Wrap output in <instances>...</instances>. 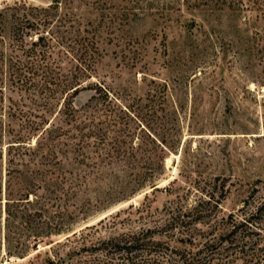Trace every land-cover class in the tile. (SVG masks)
Listing matches in <instances>:
<instances>
[{"label": "rangeland", "instance_id": "rangeland-1", "mask_svg": "<svg viewBox=\"0 0 264 264\" xmlns=\"http://www.w3.org/2000/svg\"><path fill=\"white\" fill-rule=\"evenodd\" d=\"M17 1L0 0V10ZM25 1L41 6L53 3ZM59 1L62 17L75 14L80 28L95 37L94 70L84 84L102 83L113 99L97 108L93 102L89 112L99 115L96 122L110 116L135 132V138L143 140L151 154H160V148L152 144L148 131L158 139L170 138L179 144L176 152H167L165 174L155 187L148 185L126 198L131 190H124L125 183L133 179L110 162L103 164L95 177L90 175L85 185L74 187L73 197L72 187L63 180L57 181L54 194L39 185V176L48 169L42 162H51V152L47 154L45 146L51 141L40 137V132L35 134L31 142L37 156L32 166L22 168L26 177L12 185L9 196L6 163H0V264H50L56 243L117 213L121 214L115 219L116 225L102 229L99 236L137 232L195 208L193 214L204 218L195 230L203 236V243L227 234L222 217L239 219L264 204V0ZM66 68L67 61L62 72ZM0 86L5 87L7 95L22 101L23 110L29 109L27 93L7 90L6 66L2 63ZM92 94L81 91L73 102L80 108L89 103ZM65 96L58 93L42 112L47 111L51 127L62 128L56 134L59 143L73 144L78 142L80 132L74 123H65L60 111ZM19 124L22 121L15 120L16 130ZM140 127H146L145 132L140 133ZM39 137L42 145H37ZM7 146L6 140L4 153ZM41 153L46 158H41ZM36 170L40 172L35 174ZM32 182L40 187L33 191L38 199L31 195L33 201L18 208L25 214L34 211L33 221L22 219L14 227L15 220L10 221L12 231L14 228L18 233L12 234L17 241L11 240L10 248L19 243L26 256L7 255L6 202L26 194L25 188ZM138 207L144 208L140 214L136 212ZM169 208L174 210L169 212ZM255 221L258 234L249 235L250 230L242 228L243 233L234 241L236 246L230 250H241L247 240L242 255L209 250L202 255L203 261L209 262L204 264H264V210ZM218 224L219 229L211 233ZM56 226L62 231L58 233ZM179 235L156 231L153 238L172 248L193 247L182 242ZM35 237L40 240L35 242Z\"/></svg>", "mask_w": 264, "mask_h": 264}, {"label": "trees", "instance_id": "trees-1", "mask_svg": "<svg viewBox=\"0 0 264 264\" xmlns=\"http://www.w3.org/2000/svg\"><path fill=\"white\" fill-rule=\"evenodd\" d=\"M59 5V0H53V3L47 6L20 0L13 5L7 4L0 10V63L6 66V88L8 91L19 94L27 93V98L30 99V107L25 111L21 108V106L25 107L22 101L7 95L5 87L0 86V163L3 161L6 163L7 195L11 193L12 185L26 177L22 168L25 165L32 166L34 157L37 156V149L32 146L31 140L39 132L40 137L43 135V139L46 138L47 142L51 141L45 143L48 149L47 154L51 152V162H42L41 165L44 164L43 166H47L48 169L43 170L44 173L37 181L51 194L56 193L58 182L63 180L72 187V196H76L73 192L74 187L79 184L85 185L90 175L95 177L103 164L110 162L113 165L117 164L118 168H123L122 172L126 177L133 179L125 183L128 185L124 187V190H131L125 195L126 198L132 197L148 185L155 187V182L165 174L164 162L167 152H176L179 141L170 138L158 139L147 130L152 144L160 148V154H151L145 142L135 138V132L122 126L115 119H111L110 116L108 120L96 122L99 115L89 112L93 102H96L97 108L109 100L112 102L113 99L102 83L84 84L85 80L91 79L94 70L97 51L95 37L88 30L80 28L81 25L75 14L68 13L62 17ZM3 42H6L5 45ZM65 61L68 68L62 72ZM84 90L91 91L93 94L88 104L78 108L73 99ZM58 93L66 95L63 109L60 110L66 119L65 123H74L73 125H76V129L80 132L78 142L73 144L59 143L56 134L62 128L57 125L51 127L52 123L46 116L47 111L42 112L47 109L51 99ZM15 120L22 121V124L18 125L20 126L18 130L13 126ZM86 129L90 132L87 133ZM139 129L142 133L145 132L143 129L146 127ZM6 140L8 146L4 153L2 146ZM41 140H37L39 141L37 145L41 144ZM41 158H46V154L41 153ZM61 158L65 159L61 160ZM1 170L0 164V202H2L3 186ZM39 172L40 170H36L35 174ZM33 173L31 170V175ZM49 179L51 183L47 182ZM29 185L25 188L26 194H20V198L8 199L6 202L7 255L15 254L22 256L21 258L26 255L23 248H19V243L18 246L10 248L11 240L16 239L12 237V234L15 236L18 234L14 228L12 231L10 221L15 220L13 227L22 219L33 221L34 211L29 210V214H25L18 208L26 201L31 203L33 201L31 195L38 199L33 191L39 190V185L36 182ZM143 210V207L136 208L139 214ZM173 210V208L168 209L169 212ZM195 210L194 208L192 211L168 217L162 224L141 228L137 232L103 238L99 236L101 230L115 226L117 223L115 219L120 217L121 213L112 214L95 225L74 231L71 235L68 234L70 236L64 241L56 243V246L51 249L49 263L204 264L209 262L203 261L202 255L209 250H212V253L228 250L227 255L235 254L238 257L242 255L247 240L243 243L241 250L231 252V248L236 246L234 241L238 234L243 233L242 228L250 230L249 235L258 234L255 218L262 214L264 204L256 205L239 219L233 216L228 219L222 217L223 230L228 229L227 234L216 235L203 243L200 242L203 236L196 234L195 230L204 218L199 216L201 214L195 216L197 215L193 214ZM56 227L58 233L62 231L61 228ZM217 229L219 224L214 225L211 233ZM156 231L178 233L182 242H189L193 247L172 248L169 244L153 238ZM39 240V237L34 239L35 242ZM62 250L65 251L64 254L61 253Z\"/></svg>", "mask_w": 264, "mask_h": 264}, {"label": "water", "instance_id": "water-1", "mask_svg": "<svg viewBox=\"0 0 264 264\" xmlns=\"http://www.w3.org/2000/svg\"><path fill=\"white\" fill-rule=\"evenodd\" d=\"M157 188V187H156Z\"/></svg>", "mask_w": 264, "mask_h": 264}]
</instances>
